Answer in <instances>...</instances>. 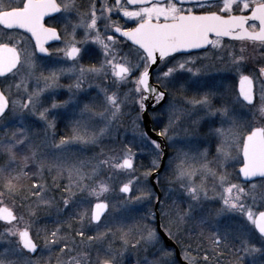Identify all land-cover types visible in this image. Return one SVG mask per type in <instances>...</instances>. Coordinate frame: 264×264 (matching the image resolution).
Listing matches in <instances>:
<instances>
[{
	"label": "snow or ice",
	"instance_id": "obj_1",
	"mask_svg": "<svg viewBox=\"0 0 264 264\" xmlns=\"http://www.w3.org/2000/svg\"><path fill=\"white\" fill-rule=\"evenodd\" d=\"M0 264H264V0H0Z\"/></svg>",
	"mask_w": 264,
	"mask_h": 264
},
{
	"label": "rangeland",
	"instance_id": "obj_2",
	"mask_svg": "<svg viewBox=\"0 0 264 264\" xmlns=\"http://www.w3.org/2000/svg\"><path fill=\"white\" fill-rule=\"evenodd\" d=\"M69 82H70V81L68 80L67 77H62V78H61V83H62V84H67V83H69ZM59 92L64 93V95L61 96V98H66V95H67V90H66V89L61 88V89H59ZM124 129H127L126 134H127L129 137H131V135H132V130H131V127H130V125H129L127 119H125L124 125L122 126V134L124 133ZM61 130H62V131L64 130V129H63V126H61ZM122 138H123V136H122ZM167 143L169 144V146H168V153H169V155L172 154L174 148H177V149H178V148L183 147V145H181V144H179V143H177V144H175V145H171V143L168 142V141H167ZM206 147H207V145H206ZM161 191H162L163 196H164V195H165L164 191H163V190H161ZM140 255L142 256V255H144V253H140ZM135 257H136V254L133 253V254H132V259L134 260Z\"/></svg>",
	"mask_w": 264,
	"mask_h": 264
},
{
	"label": "flooded vegetation",
	"instance_id": "obj_3",
	"mask_svg": "<svg viewBox=\"0 0 264 264\" xmlns=\"http://www.w3.org/2000/svg\"><path fill=\"white\" fill-rule=\"evenodd\" d=\"M49 44L52 45V47H62V44L61 42L59 41H50ZM55 56V54H54ZM209 76H215L217 81H219V79L225 75L222 67L221 68H216V67H213L210 72L208 73ZM229 85H231L232 81H228ZM161 193V197H163V193L162 191H160ZM177 248L179 249V245H177Z\"/></svg>",
	"mask_w": 264,
	"mask_h": 264
},
{
	"label": "water",
	"instance_id": "obj_4",
	"mask_svg": "<svg viewBox=\"0 0 264 264\" xmlns=\"http://www.w3.org/2000/svg\"><path fill=\"white\" fill-rule=\"evenodd\" d=\"M166 143V142H165ZM167 144V143H166ZM166 151L168 152V148H166ZM159 194L161 195V193L159 192ZM177 248V246H176ZM177 251H179V249L177 248Z\"/></svg>",
	"mask_w": 264,
	"mask_h": 264
},
{
	"label": "trees",
	"instance_id": "obj_5",
	"mask_svg": "<svg viewBox=\"0 0 264 264\" xmlns=\"http://www.w3.org/2000/svg\"><path fill=\"white\" fill-rule=\"evenodd\" d=\"M143 162L146 164L148 161L145 160V161H143Z\"/></svg>",
	"mask_w": 264,
	"mask_h": 264
}]
</instances>
